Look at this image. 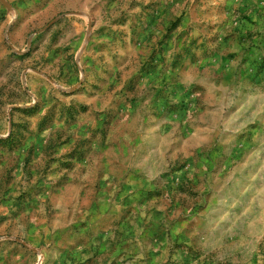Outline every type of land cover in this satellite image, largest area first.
Wrapping results in <instances>:
<instances>
[{
  "label": "rangeland",
  "instance_id": "obj_1",
  "mask_svg": "<svg viewBox=\"0 0 264 264\" xmlns=\"http://www.w3.org/2000/svg\"><path fill=\"white\" fill-rule=\"evenodd\" d=\"M0 1V264H264V0Z\"/></svg>",
  "mask_w": 264,
  "mask_h": 264
},
{
  "label": "water",
  "instance_id": "obj_2",
  "mask_svg": "<svg viewBox=\"0 0 264 264\" xmlns=\"http://www.w3.org/2000/svg\"><path fill=\"white\" fill-rule=\"evenodd\" d=\"M5 6L7 7H11V5L9 3L6 2V0H0Z\"/></svg>",
  "mask_w": 264,
  "mask_h": 264
}]
</instances>
